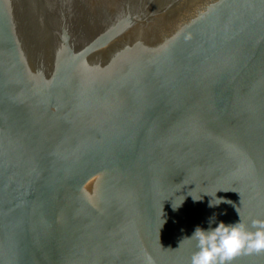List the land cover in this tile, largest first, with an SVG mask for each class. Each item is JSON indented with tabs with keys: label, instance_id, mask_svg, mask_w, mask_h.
<instances>
[{
	"label": "water",
	"instance_id": "95a60500",
	"mask_svg": "<svg viewBox=\"0 0 264 264\" xmlns=\"http://www.w3.org/2000/svg\"><path fill=\"white\" fill-rule=\"evenodd\" d=\"M213 218L264 219V0H0V264H189Z\"/></svg>",
	"mask_w": 264,
	"mask_h": 264
},
{
	"label": "clouds",
	"instance_id": "9594fccd",
	"mask_svg": "<svg viewBox=\"0 0 264 264\" xmlns=\"http://www.w3.org/2000/svg\"><path fill=\"white\" fill-rule=\"evenodd\" d=\"M215 204L221 201L216 200ZM209 220L205 230L197 226L188 240L195 241L196 250L189 264H233L241 255H259L264 253V219H252L245 224L239 222L226 225L219 222L214 228Z\"/></svg>",
	"mask_w": 264,
	"mask_h": 264
}]
</instances>
